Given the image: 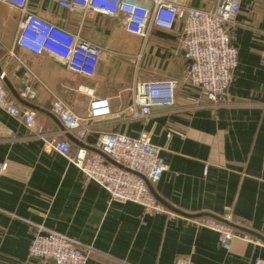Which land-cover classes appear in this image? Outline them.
Here are the masks:
<instances>
[{"label": "crops", "instance_id": "0c3cea01", "mask_svg": "<svg viewBox=\"0 0 264 264\" xmlns=\"http://www.w3.org/2000/svg\"><path fill=\"white\" fill-rule=\"evenodd\" d=\"M215 1L189 3L209 10ZM0 6L9 10L14 26L6 38L0 34V70L6 73L9 99L22 111H33L46 130L57 131L62 126L50 110L51 99L60 98L84 118L91 99L87 91L108 98L112 115L84 142L65 136L75 147L96 152L105 131L133 138L146 133L167 166L152 184L161 203L191 215L228 217L264 236V106L257 104L264 102V0H239L230 29L237 64L226 91L237 105L216 108H192L199 91L180 80L187 66L177 47L181 22L169 31L151 27L141 37L126 32L120 18L92 12L81 18L53 0H29V10L55 24L56 32L42 54L17 49L18 60L9 51L19 14ZM74 32L103 49L92 76L67 68L72 47L67 36ZM168 78L180 80L175 107L182 110L155 106L146 119L127 118L134 82ZM23 85L34 94L23 99L48 113L16 99L12 91L19 94ZM28 134L20 116L0 109V161L8 163L0 178V264H55L29 255L38 225L89 247L86 264H173L178 256L193 264H264V241L251 233L246 232L258 242L235 237L225 250L217 233L198 226L195 217L147 214L139 204L111 201L101 185L86 180L48 143L18 139Z\"/></svg>", "mask_w": 264, "mask_h": 264}, {"label": "built area", "instance_id": "2783aa9c", "mask_svg": "<svg viewBox=\"0 0 264 264\" xmlns=\"http://www.w3.org/2000/svg\"><path fill=\"white\" fill-rule=\"evenodd\" d=\"M29 0H0V4L18 12L17 32L9 54L20 59L16 53L21 49L33 54H42L47 43L56 32V26L49 20L31 12ZM67 12L81 18L87 13H95L112 18H120L126 32L146 37L151 27L172 30L177 22L182 29L177 38V47L187 61L180 80L198 89L200 97L191 105L199 107H222L237 105L226 97L231 83L233 69L237 64V49L231 44L230 29L239 11V0H216L212 9H202L190 5L189 0H53ZM72 43L66 60L67 68L74 73L92 76L98 66L102 47L80 32L67 36ZM6 73L0 70V109L10 116H20L29 134L19 140L40 139L64 156L83 172L86 180L101 185L111 201L133 202L142 206L147 214H166L170 218L177 213L162 204L151 193L150 184L157 183L167 166L160 156V148L150 142L146 133L133 138L117 131H105L98 137L97 149L106 154L117 166L97 152H89L84 147H75L65 136L73 134L84 142L88 132L103 124L112 115L109 99L87 91L91 99L86 117L79 116L64 101L55 97L50 101V110L61 123L60 130H46L37 121L33 111H22L21 107L9 99L5 83ZM179 79L137 81L129 88L131 103L129 119H146L155 106L175 107L176 88ZM21 98L33 97V91L24 85L19 93ZM264 106V102L257 103ZM6 133L11 132L1 127ZM13 140V137H9ZM8 169L7 161H0V178ZM226 221L230 219L224 218ZM198 226L217 233L218 244L229 250L231 241L240 237L245 241L258 242L248 233L239 231L210 216L195 217ZM89 247L64 234L47 230L38 225L29 245V255L42 261L53 260L55 264H86ZM260 263V261H259ZM173 264H193L190 258L178 256Z\"/></svg>", "mask_w": 264, "mask_h": 264}, {"label": "water", "instance_id": "95a60500", "mask_svg": "<svg viewBox=\"0 0 264 264\" xmlns=\"http://www.w3.org/2000/svg\"><path fill=\"white\" fill-rule=\"evenodd\" d=\"M5 83L7 84V80H6V79H5ZM23 88H24V85L22 86L21 89H23ZM12 92H13L14 96L16 97V99H17L18 101H20L21 103H23V104H25V105H28V106H30V107H32V108H34V109L39 110V111H42V112L48 113L47 111L42 110V109L38 108L37 106L30 105L29 103H27L23 98L20 97V95H19L17 92H15V91H12ZM67 136H68L69 138H72V135H71V134H68ZM72 139H73V138H72ZM96 152L99 153V154H101L103 157H105V159L108 160L109 162H111V163H113V164H115V165L121 167L120 164H118V163H116L115 161H113V160H112L111 158H109L106 154L100 152V150L97 149ZM145 181H146V184L148 185V187H149L151 193L155 196L156 199L160 200V199L158 198V196L156 195L155 191L152 189V184H150L147 180H145ZM160 201H161V200H160ZM162 204H163V203H162ZM170 209H171L172 211H174L175 213H177V214H179V215H182V216H186V217L210 216V217L216 218V219H218V220L224 221L225 223H228L229 225H231L232 227L236 228L237 230H243V231H245V232H249V233H251L252 235H254L255 237L260 238L261 240L264 241V236H261V235H259V234H257V233H254V232H250L249 230L242 229V228H240L239 226H237V225H235V224H232L231 222L226 221L225 219H223V218H221V217H219V216H215V215H213V214H207V213H202V214H198V215H191V214H187V213H185V212H183V211H181V210H178V209H175V208H172V207H170Z\"/></svg>", "mask_w": 264, "mask_h": 264}, {"label": "rangeland", "instance_id": "374dc122", "mask_svg": "<svg viewBox=\"0 0 264 264\" xmlns=\"http://www.w3.org/2000/svg\"><path fill=\"white\" fill-rule=\"evenodd\" d=\"M2 18L5 20V23H0V34L3 38H6L11 33L10 30H12V31L14 30V26H13V24L10 25V23H9L10 19H11V14H10L9 10H7L3 6H0V21Z\"/></svg>", "mask_w": 264, "mask_h": 264}, {"label": "trees", "instance_id": "16d2710c", "mask_svg": "<svg viewBox=\"0 0 264 264\" xmlns=\"http://www.w3.org/2000/svg\"><path fill=\"white\" fill-rule=\"evenodd\" d=\"M7 90H8V88H7ZM67 138V137H66ZM68 139V138H67ZM69 140V139H68ZM70 141V140H69ZM108 161V160H107Z\"/></svg>", "mask_w": 264, "mask_h": 264}]
</instances>
